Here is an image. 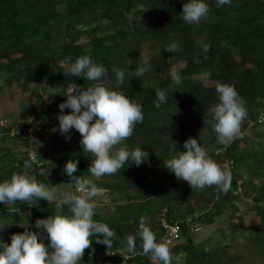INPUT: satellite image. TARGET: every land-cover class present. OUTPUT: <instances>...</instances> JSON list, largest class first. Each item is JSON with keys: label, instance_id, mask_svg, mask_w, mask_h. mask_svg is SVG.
I'll list each match as a JSON object with an SVG mask.
<instances>
[{"label": "trees", "instance_id": "16d2710c", "mask_svg": "<svg viewBox=\"0 0 264 264\" xmlns=\"http://www.w3.org/2000/svg\"><path fill=\"white\" fill-rule=\"evenodd\" d=\"M185 2L0 0V78H5L4 84L15 82L25 90L49 92L59 87L63 96L58 103H63L68 88L96 85L83 76L63 73L69 63L87 55L108 69L103 86L124 92L142 105V123L122 141L129 150L142 146L148 153V162L140 166L129 160L113 175L92 176L87 169L94 157L84 153L81 135L75 129L61 134L55 125L58 120L49 124L52 141L69 148L68 144L75 143L65 155L55 157L51 153L46 159L37 150L34 162L27 150L13 159L7 146L0 153V181L24 170L27 160L31 163L29 171L38 182L55 187L56 180L46 172L54 165L61 176L66 162L75 160L77 171L73 175L92 181L106 192L109 201L95 202L93 219L106 224L115 236L106 246L97 243L94 234L78 264H161L157 258L153 263L151 255L143 252L138 235L141 217L146 218L157 242L163 234L161 219L179 223V238L167 246L171 264H240V257L231 253L230 244L205 248L194 239L191 230L195 223L211 224L216 217L236 214L238 204L243 205V217L238 216L231 227L239 229L241 237L258 249L264 264V138L252 140L245 147L238 137L221 145L210 112L218 103L216 85L232 84L244 103L247 119L256 118L257 123L262 115L264 132V0H231L222 7H217L215 0H206L209 12L198 24L182 19ZM171 44L177 45L173 53L164 50ZM205 44L209 47L207 53L203 51ZM145 45L149 48L147 57L143 56ZM143 60L150 66L136 77ZM179 64L182 65L177 67ZM113 69L124 73L123 82L116 79ZM171 71L181 75V82L169 87ZM157 88L166 91V102L159 107L154 104ZM255 107L263 112L258 115L259 110L251 111ZM68 112L70 109L64 111ZM0 131L3 137L9 128L1 126ZM23 132L24 129L15 136L20 138ZM189 137L210 144L216 151L211 157L218 165L221 160L228 161L231 186L227 193L213 185L212 198L201 199V192H194L164 166L174 155L173 144L174 150L182 152ZM70 186L76 192L74 183ZM241 189L248 191L246 196L239 195ZM205 203L208 207L203 211ZM197 208L202 212L197 214ZM55 211L54 204L44 199L0 203V217L12 221V226L1 232L0 240L10 243V237L22 233L25 227L38 231L35 221L54 215ZM68 211L69 206L65 205L64 212ZM245 216L250 217L248 225H244ZM129 237L134 239L132 252L127 248Z\"/></svg>", "mask_w": 264, "mask_h": 264}, {"label": "clouds", "instance_id": "9594fccd", "mask_svg": "<svg viewBox=\"0 0 264 264\" xmlns=\"http://www.w3.org/2000/svg\"><path fill=\"white\" fill-rule=\"evenodd\" d=\"M215 2L217 7H222L230 4L231 0ZM208 12L206 0H187L183 3L181 14L186 23L198 24ZM176 48V44H171L164 50L173 53ZM208 50V45H203V51L207 53ZM142 64L136 69V77L142 76L150 66L147 60H143ZM113 71L116 79L123 82L124 73L119 69ZM63 73L65 76H83L96 82L95 86L87 89L68 88L64 95L66 99L58 105L57 115L59 132L67 134L73 129L78 131L84 153H91L94 157L88 172L99 178L115 174L129 160L136 166L147 163L148 153L142 146L129 150L122 143L133 134L135 126L142 123V105L124 92L103 86L108 69L102 63H95L87 55L69 63ZM169 75V87L181 82V75L177 71H171ZM215 90L218 103L210 109L212 127L217 134V142L227 145L239 136L246 108L234 85L218 83ZM155 93L157 99L154 104L159 107L166 102V91L157 88ZM65 108L70 109V112L65 114ZM183 148L182 152L176 151L173 144L171 151L174 155L164 162V166L178 180L186 181L191 189L215 185L219 191L227 193L231 186L229 173L210 158L201 143L189 137ZM77 163L69 160L64 165V172L70 177V183H74L76 193L66 196L63 201L58 199L55 187H48L36 180L29 171L31 163L27 160L24 161V170L13 173L10 179L0 181V203H28L33 199H44L49 204H54L56 209L54 215L35 221L38 231L33 232L25 227V231L10 237V243L0 240V264H78L94 234L97 243L108 246L115 236L114 231L93 219L97 207L93 198L98 195L99 189L92 181L73 175L77 171ZM81 192L83 195L77 194ZM64 205L69 206L67 214L64 212ZM138 235L146 255L157 258L161 264H171L168 247L157 242L144 217L139 220ZM127 248L129 252L134 250L132 237L127 239Z\"/></svg>", "mask_w": 264, "mask_h": 264}, {"label": "rangeland", "instance_id": "374dc122", "mask_svg": "<svg viewBox=\"0 0 264 264\" xmlns=\"http://www.w3.org/2000/svg\"><path fill=\"white\" fill-rule=\"evenodd\" d=\"M148 54L149 48L145 45L143 47V56L147 57ZM181 65L182 64H179L177 67ZM199 77L204 79L202 75ZM4 79V77L0 78V82L3 83ZM29 85L32 86V83H29ZM58 90H60L59 87L55 89L54 92L40 89L35 91H31L30 89L25 90L16 85L15 82H11L9 85L3 83L0 86V126L9 128V131L5 132L6 136H0V153H4V151H6L4 147L7 146L8 153L13 154V159L21 156L24 150L28 151L32 149L34 152L39 150L47 159L51 153L55 157H60L72 150L71 148L74 147L75 143L71 142V145L68 144L70 146L69 148L65 144L53 142L50 137L51 128L49 124L54 123V120H58V100L63 96ZM66 109L67 108H65L64 111ZM252 109L255 111L259 110L258 115L263 112L260 110V107L251 108V111ZM260 123L258 121L256 123V118L247 119V115L244 117L240 125V134L238 136V138L242 139L241 145L243 147L249 145L252 140H262L264 138V132L261 130ZM58 124L59 122L55 125L58 127ZM22 129L26 131L25 133H28L27 140L15 136V134ZM260 132H262V135H259ZM12 133L15 134L13 135ZM203 144L208 155L212 159L211 154L216 153V151H212V147L207 142ZM219 166L226 172H228L230 168L226 160H221ZM46 173L47 176L49 175L52 179L56 180L55 188L58 199L63 201L66 196L76 193L72 190L69 177L65 172H63L61 176H58L59 168L57 166L53 165L50 167L49 172ZM193 189L194 192L202 193L201 199L206 197L212 198L213 186H207L203 189ZM238 193L243 197L247 195L248 191L241 189ZM77 194L83 195V193ZM93 200L94 202L101 201V203L109 201L106 192L102 188L99 189L98 195L95 196ZM207 207L208 204L205 203L201 209L205 211ZM242 207V204H238L236 214L232 215L231 213H227L220 217H216L211 224L195 223L200 228L198 231L194 232V239L205 248L212 247L219 243H228L230 244L231 253H236L240 257V264H262V258L258 249L241 237V231L239 229L231 227L232 224L237 223L238 216L243 217L241 213ZM196 211L198 212L197 214L202 212L199 211V208H197ZM187 219L189 220V217ZM250 221V217H244V225H248ZM254 221L256 222V218H254ZM11 226V219L0 217V234L4 228ZM150 258L153 263H156L155 257L150 256Z\"/></svg>", "mask_w": 264, "mask_h": 264}, {"label": "built area", "instance_id": "2783aa9c", "mask_svg": "<svg viewBox=\"0 0 264 264\" xmlns=\"http://www.w3.org/2000/svg\"><path fill=\"white\" fill-rule=\"evenodd\" d=\"M263 120L262 115L260 114L258 116L257 121L260 123ZM1 127V126H0ZM26 131H24L20 138L27 140L28 139V133H25ZM30 132V131H29ZM16 133V132H15ZM15 133H12L13 135ZM3 135V132L0 131V136ZM28 157L32 160V161H36V152H34L32 149L28 150ZM161 228H162V237L159 243H164L166 246L170 245L171 243H173L175 240H177L180 236V225L178 222H168L165 219H161ZM199 226L194 225L193 227H191V230L196 232L199 230Z\"/></svg>", "mask_w": 264, "mask_h": 264}]
</instances>
